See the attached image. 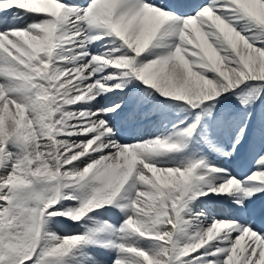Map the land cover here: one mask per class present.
<instances>
[{
  "label": "snow or ice",
  "instance_id": "6c2138e0",
  "mask_svg": "<svg viewBox=\"0 0 264 264\" xmlns=\"http://www.w3.org/2000/svg\"><path fill=\"white\" fill-rule=\"evenodd\" d=\"M261 193L264 0H0V264H264Z\"/></svg>",
  "mask_w": 264,
  "mask_h": 264
},
{
  "label": "bare ground",
  "instance_id": "6f19581e",
  "mask_svg": "<svg viewBox=\"0 0 264 264\" xmlns=\"http://www.w3.org/2000/svg\"><path fill=\"white\" fill-rule=\"evenodd\" d=\"M153 131L151 129H149L148 134H151ZM144 139H147L146 137Z\"/></svg>",
  "mask_w": 264,
  "mask_h": 264
}]
</instances>
